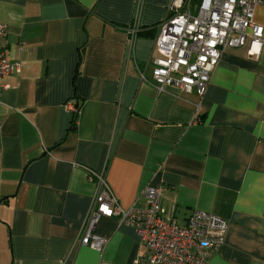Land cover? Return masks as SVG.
I'll list each match as a JSON object with an SVG mask.
<instances>
[{
  "label": "crops",
  "instance_id": "crops-1",
  "mask_svg": "<svg viewBox=\"0 0 264 264\" xmlns=\"http://www.w3.org/2000/svg\"><path fill=\"white\" fill-rule=\"evenodd\" d=\"M171 2L0 0L8 58L21 63L0 80V264L145 257L117 217L96 227L103 250L79 243L97 194L90 170L126 210L146 208L153 187L180 225L196 210L227 220L208 264H264V47L258 59L227 49L204 97L160 93L140 72Z\"/></svg>",
  "mask_w": 264,
  "mask_h": 264
},
{
  "label": "built area",
  "instance_id": "built-area-1",
  "mask_svg": "<svg viewBox=\"0 0 264 264\" xmlns=\"http://www.w3.org/2000/svg\"><path fill=\"white\" fill-rule=\"evenodd\" d=\"M264 0H172L166 19L158 26L152 57L140 72L144 81L158 92L173 88L204 97L223 53L230 48H246L258 59L264 47V26L255 21L257 7ZM133 46L138 27L130 29ZM7 26L0 24V80L18 74L21 63H12L7 51ZM151 71L150 80L146 77ZM77 115L79 108L70 105ZM97 194L79 243L103 250L108 239L96 233L104 218H119L135 228L144 258L134 264H208L212 254L226 241L229 222L209 212L196 210L186 225L166 216L161 206L160 188L144 191L146 208L121 207L105 173L89 171Z\"/></svg>",
  "mask_w": 264,
  "mask_h": 264
},
{
  "label": "trees",
  "instance_id": "trees-1",
  "mask_svg": "<svg viewBox=\"0 0 264 264\" xmlns=\"http://www.w3.org/2000/svg\"><path fill=\"white\" fill-rule=\"evenodd\" d=\"M198 1V0H197Z\"/></svg>",
  "mask_w": 264,
  "mask_h": 264
}]
</instances>
